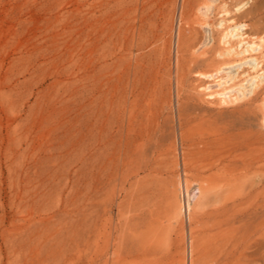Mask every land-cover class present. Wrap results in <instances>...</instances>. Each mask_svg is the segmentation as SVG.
<instances>
[{"label":"rangeland","instance_id":"1","mask_svg":"<svg viewBox=\"0 0 264 264\" xmlns=\"http://www.w3.org/2000/svg\"><path fill=\"white\" fill-rule=\"evenodd\" d=\"M0 264H264V0H0Z\"/></svg>","mask_w":264,"mask_h":264},{"label":"bare ground","instance_id":"2","mask_svg":"<svg viewBox=\"0 0 264 264\" xmlns=\"http://www.w3.org/2000/svg\"><path fill=\"white\" fill-rule=\"evenodd\" d=\"M255 211H256V210H255ZM252 213H253V212H252ZM254 214H255V213H254ZM256 214H257V212H256ZM256 214H255V215H256ZM255 215H254V216H255Z\"/></svg>","mask_w":264,"mask_h":264}]
</instances>
